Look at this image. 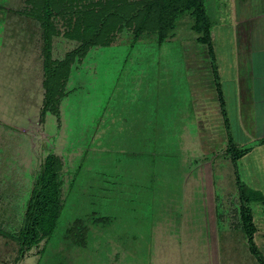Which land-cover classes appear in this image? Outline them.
I'll return each mask as SVG.
<instances>
[{
	"label": "rangeland",
	"instance_id": "rangeland-1",
	"mask_svg": "<svg viewBox=\"0 0 264 264\" xmlns=\"http://www.w3.org/2000/svg\"><path fill=\"white\" fill-rule=\"evenodd\" d=\"M105 1L49 0L44 108L40 0H0V264H262L264 141L253 138L250 51L264 49V0H202L209 47L185 0L161 29L153 15L140 24V9L110 19L105 42L82 43L86 10ZM144 1L111 6L127 17L129 2ZM231 146L243 152L234 163ZM47 155L57 160L58 219L20 252ZM78 217L82 242L65 232Z\"/></svg>",
	"mask_w": 264,
	"mask_h": 264
},
{
	"label": "trees",
	"instance_id": "trees-1",
	"mask_svg": "<svg viewBox=\"0 0 264 264\" xmlns=\"http://www.w3.org/2000/svg\"><path fill=\"white\" fill-rule=\"evenodd\" d=\"M183 0H171V2L163 3L159 0H147L142 3V8H138V2H129L130 5L129 12L130 16L128 15H122L118 12L117 8H119L118 3L115 4V7L112 8L111 5H113V2L111 0H106L102 7H100L99 10H86L85 17L86 20L84 23V27L82 28V31L80 34L76 35V38L82 40V43L86 44H92L95 42L104 41L105 38H103L104 35H106V31H108V21L110 19L113 20V22L120 21L121 19L125 18V21H128L130 17L136 18L138 16V11L141 9L142 12L140 14V24H142L144 21H147V18L149 16L152 17V20L156 23L155 26L158 27V29H161V22L162 18H166L168 15H170V9L172 7H176L178 4H180ZM186 3L193 8V11L195 12V24L193 26V29L195 32H198L200 35L197 37V39L207 45L209 47L210 44V38H209V26L208 22L205 17L202 0H185ZM111 6V9H114L115 12L109 11L108 7ZM40 7L43 9V13L41 16V24L43 29V47H42V54H43V74L44 79L42 81V86L44 88L43 91V107L45 108V105L47 104L49 97L51 96V74H50V62H49V55H48V43H49V29L51 27L50 24V16H51V6L49 0H40ZM125 9L128 7V5L125 3L123 6ZM128 10L126 9L127 13ZM172 11V9H171ZM174 12V11H173ZM105 13V14H103ZM146 16V17H144ZM102 18V19H101ZM170 18V17H169ZM168 18V20H169ZM101 20V21H100ZM167 20V21H168ZM168 24V23H167ZM159 37L162 38V34H159ZM77 51V50H76ZM54 76V74H53ZM216 95L218 98V104L219 107H221V112L223 114V102L221 99V94L218 92V89L216 87ZM42 109L44 110V108ZM260 141H264V137H261L259 139ZM230 146V145H229ZM153 149V147H152ZM155 150L157 148L155 147ZM239 152L233 151V146L229 147L227 149V152H229L230 160L231 162H235L237 159V156L242 154V150H238ZM158 154V153H157ZM57 166V160L55 158H52L51 155H47L45 158V161L43 163L42 169L38 174V177L35 181V186L31 189V196L27 202L26 206V212L24 213V223L22 225V229L19 230V233L17 235V239L19 240L20 244V252L22 251L21 245L25 244L26 246H29L30 244L37 241V234L49 236L53 229L55 228V224L58 219L59 215V209L58 204L56 203V187L57 183L55 181V173L56 170L55 167ZM236 183L238 185V192H239V198L242 202L243 199V192L244 188L239 183L238 178L236 177ZM245 208L241 206V212L242 217L244 220L248 222L249 217L247 213L245 214ZM244 212V213H243ZM81 225V226H80ZM249 229H252V225L248 224ZM77 226V227H76ZM84 224H82V219H75L73 220L72 226L65 229V232L67 234L70 233V235L75 238H73L75 241L78 240L79 242H82V236L86 233V230H84ZM78 232H74L73 229H77ZM72 232H74L72 234ZM78 237V239H77ZM254 251V249H253ZM257 254V253H256ZM262 264H264V260L259 257L258 258Z\"/></svg>",
	"mask_w": 264,
	"mask_h": 264
},
{
	"label": "crops",
	"instance_id": "crops-1",
	"mask_svg": "<svg viewBox=\"0 0 264 264\" xmlns=\"http://www.w3.org/2000/svg\"><path fill=\"white\" fill-rule=\"evenodd\" d=\"M262 23L264 24V20L258 21V24ZM256 28L255 30L257 31ZM255 50L252 47L250 51L252 57L250 60V73L252 76V90L254 92V96L252 97V129L253 138L259 140L261 137H264V49L262 54L260 50ZM255 55L258 56L257 60L254 57Z\"/></svg>",
	"mask_w": 264,
	"mask_h": 264
}]
</instances>
